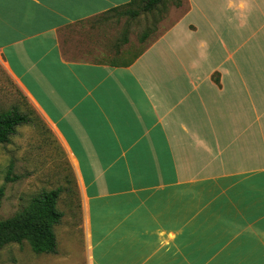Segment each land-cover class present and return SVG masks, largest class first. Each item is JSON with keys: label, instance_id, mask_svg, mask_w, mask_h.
Here are the masks:
<instances>
[{"label": "crops", "instance_id": "crops-1", "mask_svg": "<svg viewBox=\"0 0 264 264\" xmlns=\"http://www.w3.org/2000/svg\"><path fill=\"white\" fill-rule=\"evenodd\" d=\"M128 1L0 0V58L74 183L56 252L74 224L83 264H264V164L227 125L264 156V0H187L125 65L65 59L63 28Z\"/></svg>", "mask_w": 264, "mask_h": 264}, {"label": "rangeland", "instance_id": "rangeland-1", "mask_svg": "<svg viewBox=\"0 0 264 264\" xmlns=\"http://www.w3.org/2000/svg\"><path fill=\"white\" fill-rule=\"evenodd\" d=\"M186 4L187 0H163L146 12L137 3L131 7L139 10L135 17L111 12L71 24L59 32L62 55L70 61L125 65L139 55L146 44L186 8ZM12 107L26 113L30 121L17 126L9 141L0 144V219L19 213L41 189L56 186L74 189L53 135L36 117L27 97L9 76L0 58V111ZM227 122L229 138L237 141L230 147L229 154L242 153V160L238 161L243 166L264 164L263 146L257 144L253 136L255 125L246 120L233 123L229 116ZM7 175L10 180L5 178ZM67 205L64 200L59 202L62 210L66 211ZM71 227L70 233L62 236L64 246L69 244V249L62 248L53 254L34 253L26 239L7 242L0 247V264H83L76 246L80 235L76 234L74 224Z\"/></svg>", "mask_w": 264, "mask_h": 264}, {"label": "trees", "instance_id": "trees-1", "mask_svg": "<svg viewBox=\"0 0 264 264\" xmlns=\"http://www.w3.org/2000/svg\"><path fill=\"white\" fill-rule=\"evenodd\" d=\"M162 1L129 0L125 4L110 8L107 13L117 12L120 15L135 17L139 10L131 8L132 5L139 3L140 9L147 12ZM142 37L144 38V35ZM123 42H126L125 38ZM29 121L27 114L18 111L16 107L0 111V144L7 143L9 137L16 132L17 126ZM5 178L11 179L9 175ZM59 192V188L41 189L19 213L0 219V247L7 242H20L26 239L34 253H55L56 239L53 228L62 216V212L56 207ZM1 193L2 188H0Z\"/></svg>", "mask_w": 264, "mask_h": 264}]
</instances>
